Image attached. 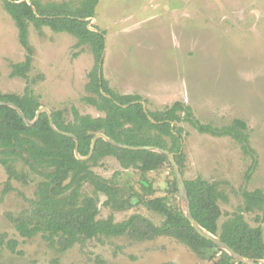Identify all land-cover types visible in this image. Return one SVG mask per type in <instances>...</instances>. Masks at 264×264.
<instances>
[{"label": "rangeland", "instance_id": "1", "mask_svg": "<svg viewBox=\"0 0 264 264\" xmlns=\"http://www.w3.org/2000/svg\"><path fill=\"white\" fill-rule=\"evenodd\" d=\"M92 22L105 33L102 73L118 93L143 96L151 110L184 101L201 122L219 127L236 119L247 123L254 155L246 154L233 137L201 133L189 122L181 123L184 176L218 183L227 197L220 201L222 221L243 207L245 190H264V0H99ZM29 41L34 47L29 80L12 77V64L25 60L26 50L0 0V91L22 94L30 83L50 110L68 109L71 117L73 107L83 114H104L83 101L96 63L89 46L77 47L76 37L47 26L39 30L31 25ZM18 166L29 182L13 180V189L6 192L8 175L0 164V235L19 241L16 252L0 247V264H212L169 236L147 241L102 236L64 253L41 235L22 237L14 219L30 207L40 179L21 162ZM94 170L106 178L118 172L123 194L141 195L142 181L148 180L157 196L168 195L175 176L170 165L148 173L123 169L113 156ZM84 192L94 194L89 182ZM105 199L102 195L101 218L112 213L102 204ZM135 212L156 224L164 219L144 204L114 215L122 221ZM255 215L245 213L248 222L258 226ZM261 226L264 230V222Z\"/></svg>", "mask_w": 264, "mask_h": 264}, {"label": "trees", "instance_id": "2", "mask_svg": "<svg viewBox=\"0 0 264 264\" xmlns=\"http://www.w3.org/2000/svg\"><path fill=\"white\" fill-rule=\"evenodd\" d=\"M30 1L32 4L25 0H2L15 21L19 41L26 50L25 60L12 64V77L29 80L34 62V47L29 41L31 25L39 30L47 26L55 32H68L77 38V47L89 46L95 57L96 63L89 74L83 101L104 114H83L73 107L71 117L68 109L51 110L55 124L78 137L82 156L90 154L94 136L104 133L121 143L153 145L176 153V160L184 176L185 129L181 123L185 121L201 133L233 137L246 154L254 155L248 125L244 120L236 119L221 127L203 123L195 116L191 105L179 100L164 109L151 110L147 107V113L143 103L147 104L148 101L143 96L122 94L114 90L103 73L100 76V62L106 47L105 33L96 25L94 27L97 30L89 27L91 19L96 16L99 0H81L78 3ZM1 100L14 102L31 120L43 106L40 96L33 92L30 83L22 94L0 91ZM75 146L72 137L60 134L51 127L47 112H42L37 122L29 126L16 109L0 105V164L8 175L5 191L13 189V180L29 182V175L19 168V162L40 179L30 207L14 219L15 228L22 237L41 235L51 248L64 253L75 245L84 246L102 236H127L133 241L169 236L212 264H244L194 229L178 199L179 189L173 171L170 194L157 196L148 180L142 181L141 195L134 191L123 194L118 172L106 178L94 170V167L102 165L106 157L113 156L123 169L136 168L142 173H148L165 165L172 167L165 155L150 150L116 147L100 138L90 159L80 160L75 155ZM255 165L256 162L250 167L249 174ZM184 179L195 219L240 254L264 259V230L261 226L264 222V190H245L243 207L228 214L222 221L224 212L220 201L227 197L218 183L202 176L193 179L184 176ZM87 182L93 187V195L84 192ZM102 195L106 197L102 204L112 210L106 218L99 217ZM139 204L161 214L164 218L162 223L156 224L137 212L122 221L115 219V212L127 211ZM245 213H255L254 218L259 225H251ZM18 242L17 239H7L6 235H0V247L7 246L16 252Z\"/></svg>", "mask_w": 264, "mask_h": 264}, {"label": "water", "instance_id": "3", "mask_svg": "<svg viewBox=\"0 0 264 264\" xmlns=\"http://www.w3.org/2000/svg\"><path fill=\"white\" fill-rule=\"evenodd\" d=\"M25 1H27L29 4H32L30 0H25ZM34 10L36 11L35 7H34ZM85 20H90V18H85ZM93 20H94V18L91 19L89 27L93 30H97L93 26V22H92ZM103 59H104V54H103V58L100 62V64H101L100 76L102 75ZM143 104H144V108H145L146 112L148 113L147 104H145V103H143ZM0 105L10 106V107L16 109L18 111L19 115L23 118V120L29 126H32L37 122V120L39 119L42 112H47L49 115V121H50L51 127L56 132L63 134V135H67L69 137H72L75 140V142H76L75 155L80 160L90 159V157L94 153L96 143H97L98 139H100V138H103L105 141H107L108 143H110L111 145L116 146V147L130 149V150H150V151H155V152H158V153L165 155L170 160L172 167H173L175 179L177 181V185H178V189H179L181 206H182L183 212H184L185 216L190 220L194 229L199 234H201L203 237H205V238L209 239L210 241H212L213 243H215L218 246V248H220L221 250L228 253L230 256H232L237 261L242 262L244 264H264V259H253V258H249V257H246V256L240 254L239 252L234 250L228 243L224 242L218 235H216L213 232L206 229L204 226H202L195 219V217L192 215V212H191V203H190V198H189L187 186L185 183V179H184V176L181 172L180 166H179V164L176 160V157H175L176 153L170 152L167 149H164L162 147L153 146V145H129L126 143H121V142H118L115 139L107 136L104 133H98L94 136V138L92 140V146H91L90 154L88 156H82L80 151H79L78 137L72 132H68V131H64V130L60 129L55 124V122L53 120V116H52V111L48 107H45V106L40 107V109L37 111L35 118L33 120H31L25 115L23 110L17 104H15L12 101L1 100ZM150 118H151V116H150ZM153 121H155V120L153 119Z\"/></svg>", "mask_w": 264, "mask_h": 264}]
</instances>
